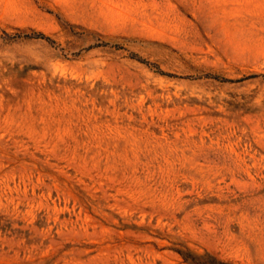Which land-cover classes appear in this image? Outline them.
<instances>
[{
	"label": "rangeland",
	"instance_id": "rangeland-1",
	"mask_svg": "<svg viewBox=\"0 0 264 264\" xmlns=\"http://www.w3.org/2000/svg\"><path fill=\"white\" fill-rule=\"evenodd\" d=\"M197 263L264 264V0H0V264Z\"/></svg>",
	"mask_w": 264,
	"mask_h": 264
},
{
	"label": "trees",
	"instance_id": "trees-1",
	"mask_svg": "<svg viewBox=\"0 0 264 264\" xmlns=\"http://www.w3.org/2000/svg\"><path fill=\"white\" fill-rule=\"evenodd\" d=\"M201 260V258H197V257H193V260H194V262L196 263L197 262V260ZM197 264H201V263H197ZM208 264H211V263H208Z\"/></svg>",
	"mask_w": 264,
	"mask_h": 264
}]
</instances>
